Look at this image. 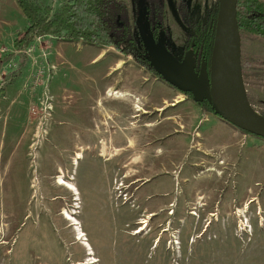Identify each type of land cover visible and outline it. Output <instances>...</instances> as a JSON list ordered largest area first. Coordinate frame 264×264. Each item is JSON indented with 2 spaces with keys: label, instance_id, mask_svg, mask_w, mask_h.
<instances>
[{
  "label": "rangeland",
  "instance_id": "1",
  "mask_svg": "<svg viewBox=\"0 0 264 264\" xmlns=\"http://www.w3.org/2000/svg\"><path fill=\"white\" fill-rule=\"evenodd\" d=\"M162 2L182 59L192 30ZM39 3L53 13L63 0ZM186 3L203 22L220 6ZM25 27L0 0V264H264V139L198 155V105L112 46L44 37L12 50ZM240 56L264 116V38L240 31Z\"/></svg>",
  "mask_w": 264,
  "mask_h": 264
},
{
  "label": "trees",
  "instance_id": "2",
  "mask_svg": "<svg viewBox=\"0 0 264 264\" xmlns=\"http://www.w3.org/2000/svg\"><path fill=\"white\" fill-rule=\"evenodd\" d=\"M15 2L26 19V27L17 32L12 50L24 52L37 37L47 36L68 42L83 41L98 47L112 46L121 54L130 55L137 65L161 79L151 64L152 51L147 43L151 39L156 41L161 32L168 34L162 0H133L134 22L125 0H63L53 13L51 5L42 6L39 0ZM176 8L192 30L186 44L187 50H193L191 70L196 75L202 70L208 78L218 10L210 12L203 22L189 20L186 0H176ZM236 9L239 32L264 38V0H237ZM171 87L194 101L190 91ZM1 93L3 89H0ZM196 103L204 113L220 118L212 101L204 99Z\"/></svg>",
  "mask_w": 264,
  "mask_h": 264
},
{
  "label": "water",
  "instance_id": "3",
  "mask_svg": "<svg viewBox=\"0 0 264 264\" xmlns=\"http://www.w3.org/2000/svg\"><path fill=\"white\" fill-rule=\"evenodd\" d=\"M236 6L237 0H220L208 78L202 70L198 75L192 72V48L178 59L166 46L164 32L147 45L151 64L164 82L190 91L195 102L212 101L223 121L264 139V116L250 104L244 86Z\"/></svg>",
  "mask_w": 264,
  "mask_h": 264
},
{
  "label": "crops",
  "instance_id": "4",
  "mask_svg": "<svg viewBox=\"0 0 264 264\" xmlns=\"http://www.w3.org/2000/svg\"><path fill=\"white\" fill-rule=\"evenodd\" d=\"M115 97L119 98L120 100H121V98H123L122 99L123 102H126V101L130 102V100H129L130 94H124L121 97H119V96H115ZM186 99H188V98H186ZM186 99H178V101H175L177 103H174V105L181 106L182 104H184ZM181 100H185V101L182 102ZM188 100L193 102L195 105H198L193 100H191V99H188ZM200 110H201V108H200ZM201 113L203 114V116L205 115L204 117L207 120V123L202 124L200 126V128L198 130H196L194 135L187 137V140L192 138L193 148L195 149V150H193V152L196 153V151H198V153H199L198 155H200L203 152L204 147H207L208 145H209V149L210 148L213 149L212 146H216L218 148H221L223 150V152H227L228 150H230V146L232 143L231 141H233V138L237 137L240 139L242 136L246 137L249 135L247 133L244 134L242 131H240L239 129H237L233 125L223 121L221 118H219L218 116H216L214 114L203 113V112H201ZM206 143L208 145L204 146ZM243 144H245V143L242 142L241 146ZM242 154H243V152L241 151L240 156H242ZM195 155H197V154H195Z\"/></svg>",
  "mask_w": 264,
  "mask_h": 264
},
{
  "label": "bare ground",
  "instance_id": "5",
  "mask_svg": "<svg viewBox=\"0 0 264 264\" xmlns=\"http://www.w3.org/2000/svg\"><path fill=\"white\" fill-rule=\"evenodd\" d=\"M81 158V156L80 155H78L77 157H76V160H78V159H80ZM58 184L59 185H64L65 183H64V181H61V180H59L58 181ZM71 192H72V190L74 191L75 189H74V187L72 186V185H70V184H67V186H66ZM252 203V202H251ZM243 225V224H242ZM86 246H88V247H90L88 244L86 245ZM87 247V248H88ZM90 250V249H89Z\"/></svg>",
  "mask_w": 264,
  "mask_h": 264
},
{
  "label": "built area",
  "instance_id": "6",
  "mask_svg": "<svg viewBox=\"0 0 264 264\" xmlns=\"http://www.w3.org/2000/svg\"><path fill=\"white\" fill-rule=\"evenodd\" d=\"M47 37H50V36H47ZM40 38H44V37H37L36 40H37V39H40ZM51 38H53V37H51Z\"/></svg>",
  "mask_w": 264,
  "mask_h": 264
},
{
  "label": "flooded vegetation",
  "instance_id": "7",
  "mask_svg": "<svg viewBox=\"0 0 264 264\" xmlns=\"http://www.w3.org/2000/svg\"><path fill=\"white\" fill-rule=\"evenodd\" d=\"M155 42H157V40H156ZM189 49H190V48H189ZM203 100H204V99H203ZM203 100H202V101H203Z\"/></svg>",
  "mask_w": 264,
  "mask_h": 264
}]
</instances>
